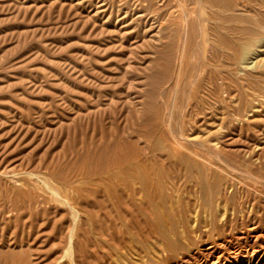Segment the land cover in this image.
Instances as JSON below:
<instances>
[{"label":"rangeland","instance_id":"374dc122","mask_svg":"<svg viewBox=\"0 0 264 264\" xmlns=\"http://www.w3.org/2000/svg\"><path fill=\"white\" fill-rule=\"evenodd\" d=\"M219 195L264 226V0H0V264L170 262Z\"/></svg>","mask_w":264,"mask_h":264},{"label":"bare ground","instance_id":"6f19581e","mask_svg":"<svg viewBox=\"0 0 264 264\" xmlns=\"http://www.w3.org/2000/svg\"><path fill=\"white\" fill-rule=\"evenodd\" d=\"M248 50H249L248 46L240 45L239 47L240 56H244L248 52ZM184 186L186 185H183V187ZM174 189L170 191H173ZM178 190L179 188L177 187L175 191ZM231 196L232 195L230 196L219 195L216 196V198L209 199L207 202L208 213H207V218L205 219H200L198 214L200 208L205 207L204 206L205 203L203 206L199 205V207L196 209L197 224L194 228L195 230L193 231L196 232L201 242L203 243L205 242V244H203L204 246L201 245L199 249L194 251L189 256H178L175 259L172 258L173 259L172 261L163 262L162 264H243V263L251 264V262L255 260H257L255 264H258L260 259L264 257V226H262L257 221L256 222L253 221L254 220L253 219L251 223L249 221L250 224L247 228L240 230L237 233H234L230 231L231 230L230 228H227L228 219L222 218L223 220L217 222L218 219L215 209L216 207H218L219 203L223 202L225 209H231L234 212L236 211V206L234 205L233 197ZM172 197L173 195L171 193L167 195L165 194L164 196L160 197V201L162 200L163 205L167 206L164 203L168 201V203L171 204ZM175 197H177V202L183 201V199L181 198L178 192H176ZM247 199L245 201H247ZM150 202L152 209L155 212H157V206L154 204L153 201ZM237 204H238L237 207L242 209L241 203H237ZM212 205L215 207H213ZM244 212L245 210H243L242 213L240 214L242 217L246 214ZM167 225L163 224L161 219H158L157 225L154 226L152 232L156 236H158L157 238H159L160 240L159 246L156 248V251L162 255H165V258L169 256L170 253L174 252L176 248H178L180 245L181 247H183L182 241H180V237H178L179 236L178 233L175 232V226L173 224H170L168 227ZM186 229L187 230L185 229L183 230L184 239H186L189 242L190 240L187 239V234H189L190 232L188 228ZM170 257L168 258L170 259Z\"/></svg>","mask_w":264,"mask_h":264}]
</instances>
